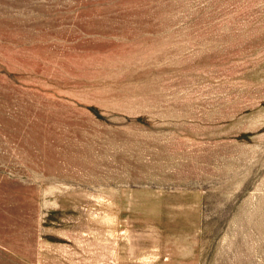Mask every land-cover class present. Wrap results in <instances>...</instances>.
Listing matches in <instances>:
<instances>
[{
  "label": "rangeland",
  "instance_id": "obj_1",
  "mask_svg": "<svg viewBox=\"0 0 264 264\" xmlns=\"http://www.w3.org/2000/svg\"><path fill=\"white\" fill-rule=\"evenodd\" d=\"M0 264H264V0H0Z\"/></svg>",
  "mask_w": 264,
  "mask_h": 264
}]
</instances>
